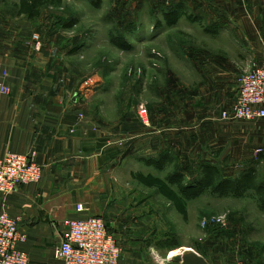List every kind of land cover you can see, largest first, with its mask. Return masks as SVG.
<instances>
[{"label":"rangeland","instance_id":"obj_1","mask_svg":"<svg viewBox=\"0 0 264 264\" xmlns=\"http://www.w3.org/2000/svg\"><path fill=\"white\" fill-rule=\"evenodd\" d=\"M17 1L0 0V10L13 18ZM179 2L184 15L169 25L165 14L172 16ZM31 21L57 27L59 40L77 47L69 57L81 83L100 79L92 98L101 119L153 132L146 145L152 149L161 128L165 143L173 142L161 151L173 157L163 171L133 160V172L164 178L183 169L188 175L199 162L210 161L228 176L253 166L264 181V119H221L239 77L264 57V0H62L60 6L45 5ZM115 39L126 47L112 43ZM257 148L262 151L255 153ZM132 173L129 183L139 185ZM156 193L150 189L147 195ZM186 209V219L168 212L181 236L244 235L258 264H264V211L254 194L207 192L188 201ZM219 217L227 221L225 229L203 225Z\"/></svg>","mask_w":264,"mask_h":264},{"label":"crops","instance_id":"obj_2","mask_svg":"<svg viewBox=\"0 0 264 264\" xmlns=\"http://www.w3.org/2000/svg\"><path fill=\"white\" fill-rule=\"evenodd\" d=\"M15 16L0 10V84L9 89L0 92V155L34 152L41 166L37 183L0 197V212L26 236L18 248L32 262L62 264L52 256L61 221L98 215L121 248L119 264H258L244 235L181 236L168 214L175 207L129 183L133 160L145 164L173 142L165 143L161 128L152 149L153 132L101 119L92 98L100 79L78 80L69 57L76 46L59 40L55 26Z\"/></svg>","mask_w":264,"mask_h":264},{"label":"built area","instance_id":"obj_3","mask_svg":"<svg viewBox=\"0 0 264 264\" xmlns=\"http://www.w3.org/2000/svg\"><path fill=\"white\" fill-rule=\"evenodd\" d=\"M8 91L7 86L0 84V92ZM221 119H264V57L239 77L234 99L229 108L221 112ZM260 151L262 148H257L255 153ZM40 178L41 166L34 152L7 151L0 155V197L5 198L19 186L37 183ZM75 211H84L82 203L75 204ZM226 222L219 217L204 221L203 225L210 223L224 229ZM61 223L64 229L52 250L55 260L62 264H119L121 248L103 217L65 218ZM25 238L18 220L0 212V264H39L18 248V243Z\"/></svg>","mask_w":264,"mask_h":264},{"label":"trees","instance_id":"obj_4","mask_svg":"<svg viewBox=\"0 0 264 264\" xmlns=\"http://www.w3.org/2000/svg\"><path fill=\"white\" fill-rule=\"evenodd\" d=\"M62 0H18L14 3L17 16H26L36 19L45 5L60 6ZM183 2L174 5L175 11L172 16L167 13L165 19L167 24L173 25L184 15ZM193 21H199V17H189ZM112 43L122 47L126 44L124 40H112ZM77 48V47H76ZM147 165L163 171L165 167L173 162V157L168 152H160L156 158L145 160ZM132 178L142 185L151 187L169 201L181 214L183 219L187 218V202L210 193L219 197L239 198L254 194L258 207L264 211V181L259 180L258 170L247 167L234 175H226L220 165L210 161L199 162L196 170L186 175L183 169L169 172L164 178L151 173L133 172Z\"/></svg>","mask_w":264,"mask_h":264}]
</instances>
